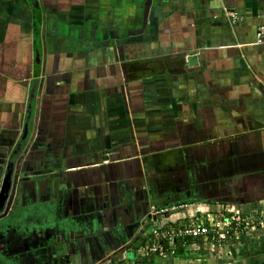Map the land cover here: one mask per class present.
Segmentation results:
<instances>
[{"label": "crops", "instance_id": "1", "mask_svg": "<svg viewBox=\"0 0 264 264\" xmlns=\"http://www.w3.org/2000/svg\"><path fill=\"white\" fill-rule=\"evenodd\" d=\"M262 24L264 0H0V264H264L263 229L134 250L153 207H264Z\"/></svg>", "mask_w": 264, "mask_h": 264}, {"label": "built area", "instance_id": "2", "mask_svg": "<svg viewBox=\"0 0 264 264\" xmlns=\"http://www.w3.org/2000/svg\"><path fill=\"white\" fill-rule=\"evenodd\" d=\"M234 16L233 12H229ZM264 24L259 25L251 44L264 42ZM171 209L176 207H170ZM167 208H157L144 219L142 237L134 242V250L147 259H165L175 249L177 241L200 240L208 249L220 248L230 240L240 242L253 229L264 230V207L257 209L220 211L206 217L192 216L184 220L162 223ZM184 245V244H183ZM149 257V258H148ZM216 264H224L219 262Z\"/></svg>", "mask_w": 264, "mask_h": 264}, {"label": "water", "instance_id": "3", "mask_svg": "<svg viewBox=\"0 0 264 264\" xmlns=\"http://www.w3.org/2000/svg\"><path fill=\"white\" fill-rule=\"evenodd\" d=\"M36 61H38V60H36ZM189 62H190V60H189ZM36 66H37V64H36ZM36 69H37V67H36ZM35 86V85H34ZM32 91H33V89H32ZM27 110H28V114L30 113V106L27 108ZM29 118V116L27 117V119ZM28 121V120H27ZM27 124L28 123H26L25 125V129H24V132H23V134H22V138L20 139V143L17 145V147H16V149L13 151V154L14 153H16V151H18L20 148H21V146H22V142H23V140L25 139V136H26V133H27ZM7 166H6V170L8 171L7 173H6V180L4 181V183L2 184V192H4V193H0V194H3V197L4 196H6L8 193H9V189L12 187V189H13V184L15 185L16 184V181L17 180H13V182H12V185H11V180L8 178V176H9V172H10V174H11V172H12V169H13V167H14V160L13 159H11V160H8L7 161ZM17 177H18V174L16 175V179H17ZM5 212V211H4ZM3 212V213H4ZM7 212V211H6ZM5 212V213H6ZM4 213V214H5ZM1 214V213H0ZM0 216H3V214L2 215H0ZM58 240V239H57ZM64 247V246H63ZM58 249H60V246L58 245V244H56L55 246H54V251L52 250V255L54 256V257H56V256H61L62 255V253L60 252V251H58ZM65 253V252H64ZM44 255V254H43Z\"/></svg>", "mask_w": 264, "mask_h": 264}, {"label": "trees", "instance_id": "4", "mask_svg": "<svg viewBox=\"0 0 264 264\" xmlns=\"http://www.w3.org/2000/svg\"><path fill=\"white\" fill-rule=\"evenodd\" d=\"M138 242L139 241L137 240L135 242V244L138 243ZM196 242L197 243H191V241H189V240H187V241H177L176 245H175L176 247H175V249L172 252H170V255L181 256V255H184V254L186 255L187 253H189L191 251H195V249H196L195 246H197V244L200 243V242L202 243V241L197 240ZM199 246H200V249H201L200 252H202V253H204L205 250H211V249H208L207 247H205L202 244H200Z\"/></svg>", "mask_w": 264, "mask_h": 264}, {"label": "rangeland", "instance_id": "5", "mask_svg": "<svg viewBox=\"0 0 264 264\" xmlns=\"http://www.w3.org/2000/svg\"><path fill=\"white\" fill-rule=\"evenodd\" d=\"M158 207H153L152 208V211H155L156 209H157ZM165 208H167L166 210L168 211L167 213H172L173 211H172V209L170 208V207H165ZM174 209V208H173ZM229 209H232V208H223V209H220V210H216V211H214V212H212V214H216L217 215V213H219L220 211H229ZM234 209V208H233ZM255 230H257V229H253L252 231H255ZM251 231V232H252ZM243 241H245V240H243ZM136 245V244H135ZM202 245H204V243L202 242ZM205 246V245H204ZM211 250H214V252L217 250V249H211ZM129 254V253H128ZM133 255V253L131 252V256ZM134 255H135V253H134ZM149 258V257H148ZM149 259H151V258H149Z\"/></svg>", "mask_w": 264, "mask_h": 264}, {"label": "flooded vegetation", "instance_id": "6", "mask_svg": "<svg viewBox=\"0 0 264 264\" xmlns=\"http://www.w3.org/2000/svg\"><path fill=\"white\" fill-rule=\"evenodd\" d=\"M27 137H25V139L23 140V142H22V146H21V148L18 150V152L20 153V151H21V149L23 148V146H25V144L27 145Z\"/></svg>", "mask_w": 264, "mask_h": 264}]
</instances>
